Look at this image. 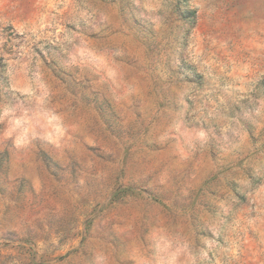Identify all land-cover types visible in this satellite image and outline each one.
I'll return each instance as SVG.
<instances>
[{"label":"rangeland","instance_id":"obj_1","mask_svg":"<svg viewBox=\"0 0 264 264\" xmlns=\"http://www.w3.org/2000/svg\"><path fill=\"white\" fill-rule=\"evenodd\" d=\"M0 264H264V0H0Z\"/></svg>","mask_w":264,"mask_h":264}]
</instances>
